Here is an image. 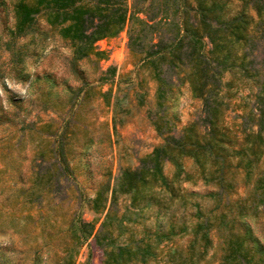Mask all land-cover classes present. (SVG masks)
Here are the masks:
<instances>
[{
  "label": "rangeland",
  "instance_id": "374dc122",
  "mask_svg": "<svg viewBox=\"0 0 264 264\" xmlns=\"http://www.w3.org/2000/svg\"><path fill=\"white\" fill-rule=\"evenodd\" d=\"M13 1L0 0V264H60L64 246L73 243L70 225L82 219L93 221L98 229L107 212L101 207L108 186L117 183L121 169L141 167L163 143V135L147 113L155 85L147 79L139 88L135 74L138 56L128 51L126 28L96 42L101 56L72 62V47L42 19L36 22V30L25 36L11 33ZM6 81L18 87L9 88ZM231 90L227 122L236 125L251 102L247 88ZM141 92H145L142 102L138 97ZM197 106L183 88L170 101L165 118L177 116L180 128L196 117ZM57 139L67 149L62 156L53 157ZM168 155L178 154L168 148ZM55 158L67 162L72 173L59 180L57 190L42 191L39 176ZM177 163L182 172L178 173L179 168L166 156L160 159L167 185L158 173L142 170L143 179L137 183L138 205L131 206L129 195H118L117 211L108 221L104 240L108 253L117 259L114 264H179L178 256L172 260L175 248L181 249L182 257L192 252V264L219 263L224 245L215 233L205 254L199 253V239L190 250L191 226L202 219L195 216L197 206L211 220L221 211L215 181L202 176L200 162L179 154ZM262 163L264 157L259 165ZM52 170L46 177L52 176ZM239 178L228 195L231 203L239 200L246 206V213L237 219V230L243 232L249 226L253 235L263 238L262 207L253 211L247 199L251 192L243 186V177ZM169 192L174 195L171 199ZM158 200L171 203L168 212L158 209L154 204ZM108 204L106 201V207ZM171 223L176 234L156 242L153 233L167 234ZM183 223L189 226L186 232H180ZM222 229L224 236L227 233ZM142 238V243L155 248V256L135 260L118 253L119 247H132ZM105 248L90 236L75 264L86 260L104 264Z\"/></svg>",
  "mask_w": 264,
  "mask_h": 264
},
{
  "label": "trees",
  "instance_id": "16d2710c",
  "mask_svg": "<svg viewBox=\"0 0 264 264\" xmlns=\"http://www.w3.org/2000/svg\"><path fill=\"white\" fill-rule=\"evenodd\" d=\"M12 13L11 33L25 36L35 31L36 22L42 19L49 30H54L72 47V62L91 55L101 56L96 42L126 28L128 51L138 56L135 74L139 88L147 79L155 85L154 101L147 107V113L163 135V143L141 167L121 169L117 183L108 186L105 202L109 204L106 207L104 202L101 207L107 208V212L98 229L95 230L93 221L82 219L70 225L73 243L64 246L60 264H75L81 246L92 235L105 248L106 227L117 211L118 195L127 194L131 206L138 205L137 183L143 179L142 170L158 173L167 185L160 159L166 156L179 168V173L183 171L177 163L179 154L200 162L202 176L215 181V195L218 207L221 206L212 220L203 216L197 206L199 213L195 216L202 219L191 226L190 250L199 239L202 243L199 253L205 254L215 233L224 245L218 264H264V237L253 235L246 225L245 231L237 230V219L246 213V206L239 200L231 203L228 196L239 177H243V186L251 192L247 197L250 207L257 211L261 206L264 213V163L259 165L264 157V0H14ZM108 70L115 72L114 67ZM183 88L198 106L196 117L178 128L177 116L165 117L170 101ZM232 88L234 92L247 88L246 97L251 102L236 125L227 122ZM144 95L145 92L138 95L141 102ZM115 127L113 119V133ZM56 141L51 150L53 157L62 156L67 149L61 139ZM168 148L178 155L167 156ZM50 169L52 176L46 177ZM46 173L39 176V189L50 192L57 190L59 180L72 170L67 162L55 158ZM169 193L171 199L174 195ZM154 204L165 213L171 205L161 200ZM188 227L183 223L180 232H186ZM222 228L227 233L224 236ZM167 231V234L155 231L156 242L169 240L170 235L176 234L174 223ZM142 242L143 238L132 247H119L118 253L135 260L155 256V248ZM105 254L104 264L117 261L106 248ZM177 256L181 258L179 264L193 261L192 252L182 257L181 249L175 248L172 260ZM78 264L90 263L86 260Z\"/></svg>",
  "mask_w": 264,
  "mask_h": 264
},
{
  "label": "clouds",
  "instance_id": "9594fccd",
  "mask_svg": "<svg viewBox=\"0 0 264 264\" xmlns=\"http://www.w3.org/2000/svg\"><path fill=\"white\" fill-rule=\"evenodd\" d=\"M8 83L9 88H16L17 85H13L10 81H6ZM22 94H26V90L21 89ZM0 94H3V89L0 88Z\"/></svg>",
  "mask_w": 264,
  "mask_h": 264
}]
</instances>
